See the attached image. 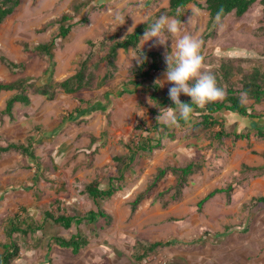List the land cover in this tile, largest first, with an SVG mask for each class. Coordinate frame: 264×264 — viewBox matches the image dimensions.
I'll return each instance as SVG.
<instances>
[{
	"label": "rangeland",
	"instance_id": "obj_1",
	"mask_svg": "<svg viewBox=\"0 0 264 264\" xmlns=\"http://www.w3.org/2000/svg\"><path fill=\"white\" fill-rule=\"evenodd\" d=\"M147 1L150 0H102L105 5L97 8L98 0H94L79 16L81 18L87 15L89 23L76 27L67 40H56V58L58 62H62L60 68L66 69L65 76L61 78H66L77 69L79 61L89 50V41L99 40L122 25L117 17H124L129 5ZM168 2L169 0H157L150 8L131 12L122 26L119 38L123 39L131 28L147 22L157 12L166 9ZM75 4V0H22L15 14L6 20L4 26L0 25V55L20 62L22 59L16 49H21L22 43H27L29 48H33L57 37L58 25L54 22L65 13L73 15ZM189 10L190 13L186 14L182 24L191 34L203 41L202 35L209 15L194 5L189 6ZM162 15L166 14L162 13L160 16ZM260 26V6L252 8L240 18L235 14L229 16L214 39L203 41V53L209 71L215 74L223 59L229 58H242L245 61L241 64L244 70L264 66V34H261ZM171 39L172 37H169L167 48L162 45L156 46L155 41L140 44L141 49L161 55L163 65L159 78L166 91L173 86L163 75L166 70L164 53L166 50L171 52ZM106 53L107 48L100 51L101 56ZM138 59L132 49L121 51L118 61L120 71L111 83L105 85L99 83L97 89L93 91H82L72 95L58 93L54 100L39 98L35 108L25 106L19 108L15 105L12 118L0 117V145L6 146L9 143L29 145V138L33 137L36 141L42 138L36 145L33 144L32 152L35 157H39L37 161L17 151L0 154V243L5 241L6 219L21 207L28 209L33 220L41 219L42 213L49 210L55 200L60 201L63 212L69 216L84 217L91 211L97 212L95 205L85 193V187L98 176L115 174L116 162L113 158L128 154L125 145L140 134L137 126L141 121H146L149 125L155 124L157 118L150 112L153 108L152 101L149 103L151 89L145 86L135 94L124 96L115 94L107 112L101 110L102 113H96L86 120H72L70 113L78 106L80 99L92 100L107 89L118 93L128 79L129 70L139 63ZM48 65L47 57L37 59L24 73L0 76V82L32 75L37 77ZM28 94L30 96L34 93L30 89ZM244 102L253 103L248 99ZM83 105L84 108L88 106ZM257 110L261 114L257 121L264 124V102L257 106ZM37 116L39 120H36ZM221 118L229 130L236 132L247 131L251 124L249 119L236 114L224 113ZM170 130L174 132L175 138L169 139L165 135L163 148L152 155L137 158L128 172L124 190L133 193L132 200L148 187L158 169L166 165L178 167L191 159L205 158L203 169L189 178L178 199L180 202L189 196V191L193 196L196 186L204 181L210 183L212 179L217 178L218 185L221 186L233 182L239 178L241 164L252 159L253 154L264 151L263 138L252 136L250 141L228 140L211 146L212 140L208 132L196 138L188 128L171 127ZM103 131H106L105 137L102 135ZM38 163L41 164L42 171L39 182L34 184L35 165ZM205 170L208 174L204 172ZM174 180V175L168 173L157 184L150 198L166 192ZM263 191L264 176H249L242 187L237 185L233 194L234 197L239 196L238 201L241 202L247 197H259ZM169 196L166 192L162 197H156V203L158 201L167 203ZM224 197L222 195L221 198ZM113 200L112 198L104 203V209L106 207L109 210ZM192 206L197 207L196 203ZM108 210L105 209L110 215L109 222L104 219L95 223L83 220L80 227L89 238V245L79 254L75 255L71 250L61 248L51 240L53 236L58 235L69 238L77 232L78 226L74 225L71 229L65 230L58 225H48L45 231L30 235L26 239L17 237L22 246V253L20 259L12 264H144L143 260L134 259L135 247L139 244L149 245L172 239L190 241L193 238L183 237L179 232L181 223L189 219L187 216L175 218L174 221L157 220L154 225H146L136 219V212L124 220L123 216L119 219L115 213ZM179 219L181 221H177ZM243 219L248 225L247 233H240L236 237L231 235L227 242L217 240L208 243L215 257L207 264H264V205L250 207L247 212L240 214L239 220ZM183 251L191 253L195 251V247L185 245L160 247L148 252L146 257L151 253H160L166 256L171 264H182L181 259L185 263L194 264L195 262L188 258L183 259L181 256Z\"/></svg>",
	"mask_w": 264,
	"mask_h": 264
},
{
	"label": "trees",
	"instance_id": "obj_2",
	"mask_svg": "<svg viewBox=\"0 0 264 264\" xmlns=\"http://www.w3.org/2000/svg\"><path fill=\"white\" fill-rule=\"evenodd\" d=\"M75 1V13L73 15L65 13L54 22L58 25L57 37H53L49 42L39 44L33 48H29L23 43L27 52L30 53L27 60L16 63L6 56L0 55L1 63L9 69L12 75L24 73L37 59L47 57L50 61L49 66L43 72V83L40 86L37 83L30 82L32 79L29 77L18 78L10 82H0V92H16L15 95L7 100L4 110L0 112V117L7 116L12 118L17 103L28 105L30 103L28 94L30 89L36 95L44 96L48 100H54L58 93L72 95L82 91H93L97 89L99 83L103 85L111 83L116 79L120 71L118 65L120 52L129 51L130 49L134 50L139 59H142V62H139L129 70L128 79L123 83L126 89H123L120 95L135 94L138 90L147 86L151 89L150 99L153 103V108L150 111L151 114L157 117L160 114V108H174L175 104L169 98V91L163 89L159 78V72L162 70L163 65L161 55L154 51L143 50L140 47L142 42L140 39L148 27L145 23L138 26L123 39H120L119 35L124 24L118 26L114 31L105 34L99 40L89 41V50L85 57L79 61L75 74L61 82H55L53 80L55 66L53 49L56 48V40L66 39L76 27L89 23L87 15L81 18L79 16L90 7L94 0ZM101 1L98 0L96 4L97 8L104 6V2L100 3ZM21 2L22 0H0V25L15 14ZM156 2L157 0H150L144 3L129 5V9H127L123 17L125 22L131 12L141 8H150ZM191 5L196 6L200 10H204L209 15L206 29L202 35L204 42L214 39L217 36L219 29L229 16L235 14L240 18L256 6L261 7V26L259 30L262 32V35L264 34V0H169L168 7L153 15L147 23H151L154 18L159 17L162 13L169 17H174L183 23L186 19V14L190 13L189 6ZM218 13L220 14L219 19L217 18ZM105 48H107V53L101 56L100 51ZM260 54L262 55L263 53ZM223 60L221 66L214 74L218 84L224 90V96L221 99L209 103L202 108L197 107L196 111L199 112V115L190 124L180 121L176 126H169L168 124L158 123L156 121L154 125H149L146 121H141L137 126L140 134L125 145L128 154L117 156L113 159L116 162L115 174L105 177L98 176L86 185L85 193L95 205L97 212L91 211L84 217L77 215L69 216L63 212L60 201L55 200L51 204L50 209L42 213V217L39 220H33L26 207H21L19 211L10 215L6 219L4 226L5 241L0 243V264H12L20 259L22 246L17 237L26 239L30 235L45 231L48 225H58L65 230L71 229L74 225L78 226L77 232L69 238L58 235L53 236L51 240L57 246L69 249L75 255L79 254L89 245V238L80 227L83 220L95 223L104 219L109 222L110 216L104 209V203L108 202L115 194L124 189L126 176L137 158L152 155L155 150L162 149L165 135L169 139L175 138L174 132L170 130L171 127L188 128L196 138L208 132L212 140L211 146L214 143L222 144L231 139L235 141H250L252 136L264 139V124L257 121L261 118L257 106L262 105L264 102V66L259 65L258 67L244 70L241 64L245 61L242 58ZM110 95L111 93H106V99ZM180 99L182 103H191V98L184 94H181ZM245 99L251 100L253 103L246 104L244 102ZM81 104H87L88 106L86 108H76L70 113L71 117L81 119L98 111L99 108L103 112H106V106L103 105L99 107L85 100H81ZM224 113H233L241 118L249 119L251 123L249 129L242 133L229 130L228 125L221 118V115ZM152 135H157V137L155 138ZM34 142V138H30L29 145L22 143H9L6 146L0 145V154L17 151L21 152L25 157L27 156L37 161L39 157H35L33 154ZM262 156L264 158V153ZM204 159L200 157L191 159L182 166L166 165L159 168L153 181L131 202L132 212H135L143 201L151 197L157 184L168 173H172L175 180L173 185L166 191L170 195L167 203L169 204L170 202L178 200L189 178L196 175L204 167L206 163ZM35 167L34 184L39 182L42 171L41 164L38 163ZM241 175L244 176L241 181L239 180L242 183L249 176H264V166L250 167L248 165H242ZM233 189L234 187L232 185L223 189H216L209 193L198 206L201 207L204 203L220 193L229 195ZM166 192L159 193L157 198L162 197ZM257 204L264 205V196L252 200L251 206ZM177 243L178 241L173 240L155 242L149 245L139 244L136 247L134 259L144 260L148 252L155 251L160 247L173 246ZM139 253L141 254L139 255Z\"/></svg>",
	"mask_w": 264,
	"mask_h": 264
},
{
	"label": "crops",
	"instance_id": "obj_3",
	"mask_svg": "<svg viewBox=\"0 0 264 264\" xmlns=\"http://www.w3.org/2000/svg\"><path fill=\"white\" fill-rule=\"evenodd\" d=\"M100 3H103V2H100ZM104 5H105V3H104ZM5 22L2 24V26H4ZM142 24L143 23H141V25ZM138 26H140V25H138ZM138 26H135V29ZM132 32H129V34ZM126 35H128V34H126ZM68 37L65 40H67ZM24 44H26L28 46L27 43H24ZM21 46H22V48L21 49L17 48L16 52H18L17 53L18 56H20L22 59V60H20V62H23V61L28 59L30 53L27 52V49H25V47L23 46V43L21 44ZM35 46H37V45H35ZM55 49L56 48L53 49L54 65H55L54 66L53 80L55 82H61L65 79L73 76L75 74L76 70L73 71L72 73H69V75H67L66 78L62 79L61 77L65 76V70L66 69L60 68V67H62V62L61 63L58 62L56 55H55ZM11 61H13V60H11ZM20 62L16 61V63H20ZM46 68L47 67H45L44 70ZM44 70L37 77H35L34 75L27 76V77L32 79L30 82L35 83V84L37 83V85L40 86L43 83L42 79H43ZM10 74L11 73H10L9 69L5 65L3 66L0 63V76H7V75L9 76ZM164 79H165V77H164ZM6 82H10V81H6ZM123 89H126V88L121 87L120 91L118 93H115L116 92L115 90H110V89L108 90L107 89L102 94H100L98 97L95 96L94 99L85 100V101L93 102V105H98L99 107L101 105L106 106V112H107L108 107L111 104V101L113 100L115 94L121 96L120 93L122 92ZM106 93H111V95L109 96L108 99H106V97H105ZM15 94H16V92H11V91L0 92V96L2 95L1 100L3 101L4 99H6L3 102H1V100H0L1 111L4 110L7 100ZM125 95H130V94H125ZM29 98H30V103L28 105L17 103L16 106L19 108H21L22 106H25V108H35L36 101H38L39 98L42 99L45 97L41 96V95L33 94V95H30ZM81 100H84V99L79 100V104L76 108L84 107V105L81 104ZM101 110L102 109L99 108L98 111L93 112L92 114L81 118V120L82 119L86 120V118L92 117V115H94L96 113H102ZM230 114H233V113H230ZM13 116H14V114H13ZM38 117L39 116H37L36 120H39ZM30 118H32V117H30ZM70 118L72 120L76 119L75 117H71V116H70ZM248 129H249V127H248ZM105 132L106 131H103V133H102V135L104 134L103 135L104 137L107 135ZM238 133H242V132H238ZM31 138H33V137H31ZM41 139L42 138H39L38 141H36V139L34 138L35 145ZM231 140H233V139H231ZM236 141H238V140H236ZM241 141H248V140H241ZM156 151H159V150H155L152 154H154ZM263 153H264V151L259 152L257 154L255 153L252 155V159H250L249 161H247L245 163H242L240 170H239V178H236L233 182H231L229 184H226L223 186L218 185V179L215 178V179H212V181L210 183H207V181L206 182L204 181L201 184L197 185L196 191L194 192V195L192 196V194H190L191 192L189 191V193H188L189 196L188 197L186 196L180 202H178V200H176V201H173V202L168 204V203H164L165 201L160 203L157 200L158 202L156 203V199H157L156 197L158 194L154 198H149V199L145 200V202H143V204L140 206V208L135 211L137 214L136 219L140 220L141 223H143V224L146 223V225H148V224L154 225L157 223V220L163 221V220H170L171 219L172 221H174L175 218L178 219L180 217L187 216L189 219L185 220V222L181 223V228H180L179 232H180L181 236H183V237L193 236V238L190 241H185V240H180V239H172V240H167V241H173V240L178 241V243L176 245H185L188 247L194 246L195 251L191 252L192 254L190 252H185V251L182 252L181 256L183 257V259L188 258L192 262L194 261L195 262L194 264H199V261L201 262V264H207V262L209 260H212V258L215 257V255H212L213 251L210 250V246L208 245L209 242H215L217 240H219L218 242H222L224 240L227 242L231 235H235V237H236L240 233L244 234V233L248 232V225H247L246 221H244V219L239 220V217H240V214H244V212H247L250 209V207H252L251 202L254 198H257V197H253V198L247 197V198H245V200L242 199V201L239 202L238 200L240 199V197L239 196L234 197L233 193H235V191L237 189V185L242 187L245 183V182H243V183L240 182L241 179H243V177H244L243 175H241L242 165H248L250 167H262V166H264V158L262 156ZM114 158H115V156H114ZM253 162H254V164H251ZM204 172H206V174H208V171L205 170ZM259 177H261V176H259ZM207 178L210 179L209 177H207ZM171 185H173V184H171ZM229 185H232L234 187L233 191L229 195H227L225 193H220V194L215 196L216 198L213 197L212 199H210V200H213L215 198L214 199L215 201L213 200V202L208 203L210 201L209 200L206 203H204L201 207L198 206L199 203L209 193H211L212 191H214L216 189L226 188ZM124 189H125V187H124ZM124 189L119 191L117 194H115L112 197L114 199L112 201L113 205L111 204L110 207L108 206L109 210L106 207H105V209L108 211H111V213L112 212L115 213L119 219H121L123 216V219L125 220V219L129 218L130 215L134 214L135 212H132V210H131V202L133 201L131 198L133 196V193L131 191L126 192ZM137 195L135 196V198L137 197ZM222 195H223V197L225 196L224 199L221 198ZM260 196H264V191L262 194L259 195V197ZM194 203H196L197 207L192 206ZM177 221H181V219H179ZM127 230L129 231V229H127ZM192 234H194V235H192ZM130 235H132V234L130 233ZM176 245H173V246H176ZM173 246H168V247H173ZM135 249H136V247H135ZM152 254L153 253L149 254V256ZM180 261L182 264H191V262L185 263L184 260H182V259ZM143 263H144V260H143ZM170 264H171V262H170Z\"/></svg>",
	"mask_w": 264,
	"mask_h": 264
},
{
	"label": "clouds",
	"instance_id": "obj_4",
	"mask_svg": "<svg viewBox=\"0 0 264 264\" xmlns=\"http://www.w3.org/2000/svg\"><path fill=\"white\" fill-rule=\"evenodd\" d=\"M179 14V13H178ZM220 14H217L219 19ZM121 24L125 20L118 16ZM148 25L140 39L143 45L155 41L156 46H165L172 37V48L164 53L166 70L163 73L169 88V98L175 107H162L157 116L158 123L163 121L169 126H176L180 121L190 124L199 115L197 107L216 102L224 96L223 88L218 84L216 76L209 71L203 53V41L191 34L182 22L174 17L162 15ZM135 27L129 31L132 32ZM137 62H142L138 59ZM181 94L191 98V103H182ZM151 104V99L149 98ZM196 106V107H194Z\"/></svg>",
	"mask_w": 264,
	"mask_h": 264
},
{
	"label": "built area",
	"instance_id": "obj_5",
	"mask_svg": "<svg viewBox=\"0 0 264 264\" xmlns=\"http://www.w3.org/2000/svg\"><path fill=\"white\" fill-rule=\"evenodd\" d=\"M145 264H170V260L160 253H153L144 259Z\"/></svg>",
	"mask_w": 264,
	"mask_h": 264
}]
</instances>
